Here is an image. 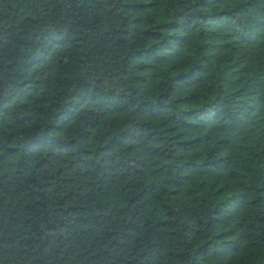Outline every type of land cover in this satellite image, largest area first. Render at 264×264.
I'll return each instance as SVG.
<instances>
[{
  "label": "trees",
  "instance_id": "1",
  "mask_svg": "<svg viewBox=\"0 0 264 264\" xmlns=\"http://www.w3.org/2000/svg\"><path fill=\"white\" fill-rule=\"evenodd\" d=\"M0 264H264V0H0Z\"/></svg>",
  "mask_w": 264,
  "mask_h": 264
}]
</instances>
